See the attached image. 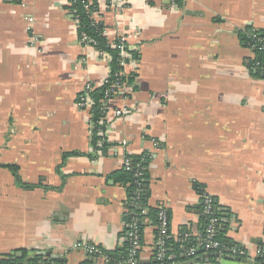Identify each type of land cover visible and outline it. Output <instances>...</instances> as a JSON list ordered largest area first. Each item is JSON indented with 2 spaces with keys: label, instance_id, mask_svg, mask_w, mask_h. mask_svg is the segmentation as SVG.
Listing matches in <instances>:
<instances>
[{
  "label": "crops",
  "instance_id": "1",
  "mask_svg": "<svg viewBox=\"0 0 264 264\" xmlns=\"http://www.w3.org/2000/svg\"><path fill=\"white\" fill-rule=\"evenodd\" d=\"M93 1L107 38L136 48L127 98L112 102L130 113L100 147L77 100L87 82L104 86L109 64L82 44L71 1L0 0V261L106 264L76 246L124 250L127 219L144 206L112 176L143 156L145 207L167 209L173 238L202 230L206 192L228 219L225 237L264 264V78L245 35L264 32V0ZM146 219L139 261L150 264ZM208 256L195 264H247Z\"/></svg>",
  "mask_w": 264,
  "mask_h": 264
},
{
  "label": "built area",
  "instance_id": "2",
  "mask_svg": "<svg viewBox=\"0 0 264 264\" xmlns=\"http://www.w3.org/2000/svg\"><path fill=\"white\" fill-rule=\"evenodd\" d=\"M15 1L22 6L24 5V0H11ZM71 4L73 0H70ZM173 6H176L178 0H169ZM29 30L32 31V24L34 23L33 17H28ZM106 36V30L104 31ZM246 44L255 54V60L251 65V72L253 75H258L264 78V35L261 32L255 30H249L245 32ZM107 37V36H106ZM113 47L119 49L122 58L132 59V51L136 48L132 46L129 42V38L122 36L115 40H109ZM41 42L37 34L33 33L30 39V46L37 47ZM81 42L85 46L93 47V41L87 36L82 35ZM99 56L103 58L109 64V74L104 80V86L107 85L105 99L102 101L103 111L106 112L104 118L100 121L101 126H105L103 130L99 131V135L102 137V141H98V146H102L106 143L112 144V135H114V126L116 123L124 119L129 113L130 108L128 106H121L117 109H112L114 100L120 96L127 98V92L123 85L119 83L118 80L112 82V74L110 71V63L112 62V57L104 51L97 50ZM130 65V63L123 61L122 66L124 71L122 75L125 74V69ZM95 90V86L92 82H87L86 86L77 100V106L89 111L92 114V108L94 101L91 99L90 95ZM116 98V99H115ZM132 167L130 158H126L124 161V168L129 171ZM147 170V166L141 168L137 172V176H143L144 171ZM139 188L141 189L137 194L135 200L140 198L142 193V184L139 183ZM202 208H201V218L205 220L203 223L202 230L198 233H192L187 229L181 230L176 237L173 238L171 233L170 217L166 208H161L158 212V223L155 226L157 230V236L155 238L154 244V261L160 262V264H181L188 261L199 260V253L204 254H218L223 258H231L232 260H251L252 252L247 248L237 246L236 244L227 245L224 243L223 238L220 236L221 232L224 231L225 225L228 219L222 214L217 207L215 199L203 192L202 194ZM132 204L134 208H141L138 202L133 201ZM146 214V210H142L140 216H134L130 221L126 223L127 236L126 240L128 243V248L126 250L125 256L120 260L119 264H137L139 262L140 253L142 250V242L140 236V217ZM146 219V218H145ZM148 220V219H146ZM171 241L175 242L179 246L178 252H173L171 247ZM76 247L82 248L94 256H98L104 260L106 264H112L113 259L103 250L90 244H78ZM259 256L264 257V248L258 250ZM221 258V259H223Z\"/></svg>",
  "mask_w": 264,
  "mask_h": 264
},
{
  "label": "trees",
  "instance_id": "3",
  "mask_svg": "<svg viewBox=\"0 0 264 264\" xmlns=\"http://www.w3.org/2000/svg\"><path fill=\"white\" fill-rule=\"evenodd\" d=\"M92 1V0H91ZM97 4L95 1L90 3V0H73L72 5L70 6V10L73 13L74 17L78 19V32L80 39L82 35H87L92 41H93V47L99 51H104L107 54H109L112 57V62L110 63V71L112 74V82H115L116 80L119 81V83L124 85L125 81L131 82L130 78H127L126 76L122 75V72L124 71V68L122 66V62L126 61L130 63V59H124L122 58L120 51L118 48L113 47V45L110 43L109 39L104 35V31L106 30L105 27L100 24L96 23L93 15L95 13V10H97ZM262 33V32H261ZM264 35V32L262 33ZM133 55V53H132ZM138 55H134V58H138ZM107 90V85L99 88H95V90L91 93L90 97L94 101V105L92 108V121L95 123V140L96 143L98 141H102V137L98 134L100 130H103L105 126L100 125V121L104 118L106 114V110L103 111L102 107V101L105 99ZM148 158H145L143 156H135L130 157V161L132 164V167L129 171H127L125 168L121 170L120 172L115 173L112 176V179L117 183H122L127 187L128 195L130 198V201H136L139 203V205L144 206L143 209H146V195L143 193L140 194V198L135 200L137 197V194L141 190L139 188V183L144 186L146 184V180L148 178V172L147 170L144 171L143 176L138 177L137 172L141 170L144 166H147ZM143 209L138 210L136 208V211L134 215H130L127 219V221H130L132 217L134 216H140ZM146 214L144 216H141L140 219V236L142 237V232L146 224L144 223L145 218H149V221L152 223V225H156L158 223V210L153 209H146ZM202 219V218H201ZM202 223L205 224V220L202 219ZM155 234L157 236V230H155ZM220 236L223 238V241L227 245H232L234 243L230 242L229 239L225 237V232H221ZM171 247L173 252L179 251V246L171 241ZM128 248V243H126V246L124 250L117 251L115 253H108L106 252L113 261L112 264H119L120 260L125 256L126 250ZM210 262L215 263L218 261V257L209 254ZM205 257V254L203 252L199 253V260H202ZM35 259L34 264H37L38 261ZM264 263V257L262 259ZM0 264H23L21 260H16L13 257H7L6 259L0 261ZM137 264H145L142 262H138ZM150 264H160V262L157 263H150ZM166 264H170L169 262Z\"/></svg>",
  "mask_w": 264,
  "mask_h": 264
},
{
  "label": "water",
  "instance_id": "4",
  "mask_svg": "<svg viewBox=\"0 0 264 264\" xmlns=\"http://www.w3.org/2000/svg\"><path fill=\"white\" fill-rule=\"evenodd\" d=\"M39 255H44V254L41 253V254H39ZM212 255H214V256L220 258V256H219L218 254H212ZM221 258H223V257H221ZM223 259L232 260L231 258H223ZM26 261L28 262L29 259H26ZM243 262H244V263H247V264H255L254 261H251V260H243ZM142 263H143V262H142ZM152 263H156V262L153 261ZM195 263H197V261H188V262H183V263H181V264H195Z\"/></svg>",
  "mask_w": 264,
  "mask_h": 264
}]
</instances>
